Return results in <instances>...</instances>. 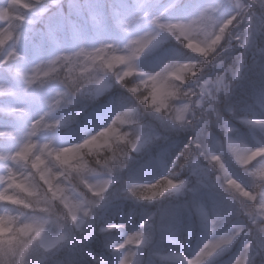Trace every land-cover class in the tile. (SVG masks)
Instances as JSON below:
<instances>
[{
  "label": "clouds",
  "instance_id": "clouds-1",
  "mask_svg": "<svg viewBox=\"0 0 264 264\" xmlns=\"http://www.w3.org/2000/svg\"><path fill=\"white\" fill-rule=\"evenodd\" d=\"M0 264H264V0H0Z\"/></svg>",
  "mask_w": 264,
  "mask_h": 264
}]
</instances>
